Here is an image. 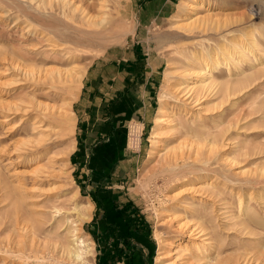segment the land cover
I'll return each instance as SVG.
<instances>
[{"label":"rangeland","instance_id":"1","mask_svg":"<svg viewBox=\"0 0 264 264\" xmlns=\"http://www.w3.org/2000/svg\"><path fill=\"white\" fill-rule=\"evenodd\" d=\"M64 1L0 0V264H77L75 229L89 264H203L182 254L203 238L264 264V0ZM119 61L130 96L83 115L89 68Z\"/></svg>","mask_w":264,"mask_h":264},{"label":"bare ground","instance_id":"2","mask_svg":"<svg viewBox=\"0 0 264 264\" xmlns=\"http://www.w3.org/2000/svg\"><path fill=\"white\" fill-rule=\"evenodd\" d=\"M80 1H84V0H79V3H81ZM193 1H196V0H193ZM77 4L78 3H75L74 0H69V7H70V9L72 10L73 13H77L79 11ZM105 21H106V17H104V18L100 17V19L96 20L94 23H96L99 26V25L103 24ZM173 21L177 22V20H173ZM16 71H17V74H18V75L16 74L18 79H17V81H15L13 83L14 85H17V84L20 83V81H21L20 78H26V77L29 76V74H27L26 72H24L20 68H18V70H16ZM202 88L203 87H201L199 89H202ZM199 89L196 88L195 86L191 87L190 90H189V93L192 96L195 92H198ZM38 106H39V103H38ZM10 110H14V109H8V110L6 109V111H7L6 113L14 112V111H10ZM24 112L26 113V110H24ZM157 121H159L160 123L164 122L163 119H158V118H157ZM40 129H42V130H40L42 132L41 133V137H38L37 140H35L33 142L32 145H34V148H37V147L43 148V147H45L47 145L46 143L48 142L49 135H47V134L50 132L49 131L50 129L48 127L40 128ZM152 136H153L152 138H156L157 134L154 133ZM64 153L65 152H60V153L53 152V154L48 159L49 163H51V161H53V159L55 157H58L60 155H64ZM53 162L55 163V161H53ZM39 167L40 166H38L36 168L37 172L39 171V169H41ZM74 204H76L77 207L79 206L78 203L76 202V200L74 201ZM203 236H204L203 231H200L197 238H203ZM71 242H73V243H70V242L67 241V244H62V246H61L62 255L63 256L66 255L67 258H69L70 260H72V262H75L77 264H89L88 256H89L90 252L87 249L89 247L87 246V243L85 241L81 240V237L79 236V233H78L77 229H75V231H73L72 241ZM201 243L203 245H201L199 243V245L193 246L191 248H187V249L183 248L182 254L185 255V256H188V255L192 254V256H194V257L196 256V257L199 258L200 261H203L202 262L203 264H231L232 263V262H229L230 259L224 258L223 255L220 254V253H218V256H217V258L215 260L211 259L212 258L211 253L213 251H215V250L212 249L213 248L212 247V243L210 242L209 238H203ZM6 244H9L10 247H12V245L16 246L17 250L15 252H11L13 254H16L15 255L16 258H18V259L23 258V260H26V259H24V257H26L27 259H31V256L29 254H27L26 249H28V247L32 248V246H34V244H35L34 240H33L32 229H30L29 227H27V228L23 227L22 234L16 240H12L11 238H8ZM192 245H194V244H192ZM166 246H168L170 248L169 250H171V248L174 247L175 244L174 243H171V244H168V245L165 244L164 247L166 248ZM178 247H179V245L176 246V248H178ZM31 248H30V250H32ZM169 252L170 251H167V249H161L160 252L158 253V255L161 256L159 258V260L165 259L166 258V254H169ZM13 262H15V260H13ZM236 264H238V262Z\"/></svg>","mask_w":264,"mask_h":264},{"label":"crops","instance_id":"3","mask_svg":"<svg viewBox=\"0 0 264 264\" xmlns=\"http://www.w3.org/2000/svg\"><path fill=\"white\" fill-rule=\"evenodd\" d=\"M123 62L119 61L118 64L114 66H109L107 64L101 63L99 65L94 64L92 65L87 75L85 76L86 84L84 86V93L81 92L82 96L80 98L81 106L82 103L85 105L82 106V109H80V112H83V115H86L85 107L87 108L88 103L90 100H94L95 102H103V101H116L115 104H113L111 107L116 106L117 104L122 105L123 101L127 99L128 96H130V93L128 91V88L124 85V81L126 77L124 75L126 74V70L124 69L121 71V69L125 66L122 64ZM126 67H131L127 65ZM108 70H112L110 73H107ZM127 75V74H126ZM135 77H133L132 81ZM133 84H131L132 86ZM125 89H127L125 91ZM79 100V101H80ZM84 101V102H83ZM126 101V100H125ZM148 103V102H147ZM142 103V108L147 106ZM148 109L146 107V113ZM128 112V111H127ZM142 109L138 111L139 114H141ZM111 114L114 116L115 119L117 118H132V116L136 115L135 112L132 110V112H128V116L120 117L111 112ZM143 115H145L143 113ZM131 116V117H130ZM112 121V120H111Z\"/></svg>","mask_w":264,"mask_h":264},{"label":"trees","instance_id":"4","mask_svg":"<svg viewBox=\"0 0 264 264\" xmlns=\"http://www.w3.org/2000/svg\"><path fill=\"white\" fill-rule=\"evenodd\" d=\"M116 249H117V253L115 251L112 252V254H114V253L116 254L115 256H113V259H115L114 264L117 261L119 262V261H122L123 259L125 260L126 256L129 255L125 246L120 247V245H118V246H116Z\"/></svg>","mask_w":264,"mask_h":264},{"label":"built area","instance_id":"5","mask_svg":"<svg viewBox=\"0 0 264 264\" xmlns=\"http://www.w3.org/2000/svg\"><path fill=\"white\" fill-rule=\"evenodd\" d=\"M132 124H133V125L136 124V121L131 122V123L129 124V126H130V133H131V125H132ZM133 134L135 135V134H136V131H135ZM133 134H132V135H133ZM140 135H141V134H140ZM140 135H139V138H140ZM136 136H137V135H136ZM132 140H133V142H134L133 144H136V140L134 141L133 138H132ZM129 141H130V140H129ZM129 141H128V142H129Z\"/></svg>","mask_w":264,"mask_h":264}]
</instances>
